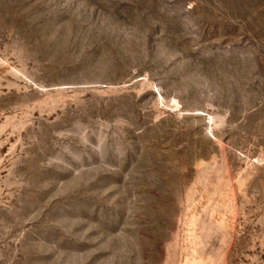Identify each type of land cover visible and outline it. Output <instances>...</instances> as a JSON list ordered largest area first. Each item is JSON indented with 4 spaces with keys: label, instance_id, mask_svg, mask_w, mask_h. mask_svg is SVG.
Masks as SVG:
<instances>
[{
    "label": "rangeland",
    "instance_id": "1",
    "mask_svg": "<svg viewBox=\"0 0 264 264\" xmlns=\"http://www.w3.org/2000/svg\"><path fill=\"white\" fill-rule=\"evenodd\" d=\"M0 264H264V0H0Z\"/></svg>",
    "mask_w": 264,
    "mask_h": 264
}]
</instances>
